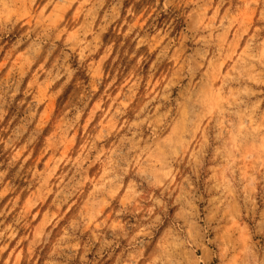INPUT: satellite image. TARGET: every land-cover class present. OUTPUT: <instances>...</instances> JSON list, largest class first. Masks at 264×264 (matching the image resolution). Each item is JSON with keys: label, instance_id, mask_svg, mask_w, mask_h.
Returning a JSON list of instances; mask_svg holds the SVG:
<instances>
[{"label": "rangeland", "instance_id": "rangeland-1", "mask_svg": "<svg viewBox=\"0 0 264 264\" xmlns=\"http://www.w3.org/2000/svg\"><path fill=\"white\" fill-rule=\"evenodd\" d=\"M0 264H264V0H0Z\"/></svg>", "mask_w": 264, "mask_h": 264}]
</instances>
